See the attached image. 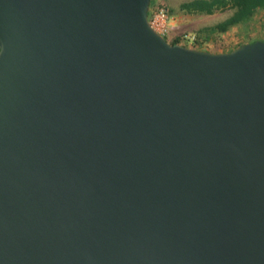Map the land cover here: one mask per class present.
<instances>
[{"label":"water","instance_id":"water-1","mask_svg":"<svg viewBox=\"0 0 264 264\" xmlns=\"http://www.w3.org/2000/svg\"><path fill=\"white\" fill-rule=\"evenodd\" d=\"M149 2L0 0V264H264V40Z\"/></svg>","mask_w":264,"mask_h":264},{"label":"rangeland","instance_id":"rangeland-1","mask_svg":"<svg viewBox=\"0 0 264 264\" xmlns=\"http://www.w3.org/2000/svg\"><path fill=\"white\" fill-rule=\"evenodd\" d=\"M169 10V9H168ZM231 10H227V12L214 13L211 15H207L205 20H200V25H213L224 18L227 17V14L230 13ZM225 13V14H224ZM174 12L169 10V15L173 16ZM171 17V16H169ZM185 29L179 30L177 28L172 29L168 36L165 35L163 39L165 41L168 38H172L175 35L181 33H190L195 37L194 46L196 48H201L204 51L208 52H225L226 50L235 47L238 43H247L252 39H262L264 40V8L257 10L251 18L246 20L245 22H241L230 26L225 32H216L210 29L204 30L201 28L200 30H196L195 28H190L189 26L184 27ZM183 45V44H182ZM187 47V44L183 45Z\"/></svg>","mask_w":264,"mask_h":264},{"label":"trees","instance_id":"trees-1","mask_svg":"<svg viewBox=\"0 0 264 264\" xmlns=\"http://www.w3.org/2000/svg\"><path fill=\"white\" fill-rule=\"evenodd\" d=\"M152 1L153 0H150L149 7L151 6ZM262 8H264V0H190L179 5V10H182L183 12L188 14H211L217 11H224L226 9L231 10V14L227 18L215 23L210 27V30H212L213 32H224L230 26L245 22L246 20L251 18L257 10ZM179 40V37L174 36L172 39L167 40L166 42L172 45L178 44ZM255 40L262 39H252L248 42H252ZM240 44L241 43H238L235 47ZM190 47L196 49L194 43ZM235 47H232L226 51H229Z\"/></svg>","mask_w":264,"mask_h":264},{"label":"built area","instance_id":"built-area-1","mask_svg":"<svg viewBox=\"0 0 264 264\" xmlns=\"http://www.w3.org/2000/svg\"><path fill=\"white\" fill-rule=\"evenodd\" d=\"M169 16L170 15L168 7L161 1H156L155 3H152L150 7H148V25L156 34L160 35L162 38L165 35L168 36L169 32L172 30L169 22ZM175 36L180 38L178 43L180 45L187 44V47H190L193 43H195V37L193 34L181 33ZM168 40H170V38H168Z\"/></svg>","mask_w":264,"mask_h":264},{"label":"crops","instance_id":"crops-1","mask_svg":"<svg viewBox=\"0 0 264 264\" xmlns=\"http://www.w3.org/2000/svg\"><path fill=\"white\" fill-rule=\"evenodd\" d=\"M156 1L163 2L168 7L170 12L171 11L174 12L173 16L170 15L171 17H170L169 22H170V25H171L172 29L177 28L179 30L185 29L184 27H186V26H189L190 28H195L196 30H200L201 28H203L204 30H208L214 24L210 25V26H207L206 24L205 25H200L199 21L201 19L205 20L207 15L209 16V15L214 14V13H218L219 14L220 12H227V10H229V9H226L224 11H220V12L217 11V12H214V13H211V14H193V13L188 14V13L183 12L182 10H179V5L181 3L188 2L190 0H153L152 3H155ZM148 7H149V5H148ZM230 14H231V12L227 14V17ZM196 49L202 50L201 48H198V47Z\"/></svg>","mask_w":264,"mask_h":264}]
</instances>
